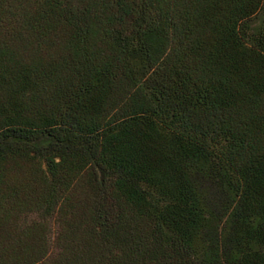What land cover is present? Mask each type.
I'll use <instances>...</instances> for the list:
<instances>
[{
  "label": "trees",
  "instance_id": "obj_1",
  "mask_svg": "<svg viewBox=\"0 0 264 264\" xmlns=\"http://www.w3.org/2000/svg\"><path fill=\"white\" fill-rule=\"evenodd\" d=\"M0 264H264V0H0Z\"/></svg>",
  "mask_w": 264,
  "mask_h": 264
}]
</instances>
